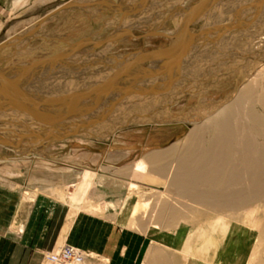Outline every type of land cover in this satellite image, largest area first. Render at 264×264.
Segmentation results:
<instances>
[{
  "label": "rangeland",
  "instance_id": "1",
  "mask_svg": "<svg viewBox=\"0 0 264 264\" xmlns=\"http://www.w3.org/2000/svg\"><path fill=\"white\" fill-rule=\"evenodd\" d=\"M52 1L28 0L15 10H12L10 3L8 8L10 19L6 25L7 17L0 16V164L6 165L0 167V174L2 176L5 170L15 171L16 175L8 174L6 179L24 185L28 179L27 175H30L32 170L33 177L40 181V184L45 183L42 187L15 190L22 204L34 199L35 196H48L70 207L67 196L75 190L72 185L80 180L83 170L95 171L99 168L98 163L92 162L93 158L98 156L99 162L107 153H110V159L105 161L104 170H100L106 174L112 172L106 181L118 183L126 181L124 178L116 177V174H113L114 170L140 163L144 155L153 151H162L172 145H182L187 129L203 121L201 118L203 115L200 114L202 110L213 112L230 102L238 88L264 62V52L262 54L258 51L264 44V23L262 27L259 24L260 27L256 29L246 25L250 22L258 24L264 18L262 14L264 10L261 12L264 0H241L242 2L238 4L239 14L237 13L238 15L230 21H227V18L231 15L229 12L231 8H227L223 3L236 5L238 0H139L132 5L131 2L124 5L125 0H64L55 3ZM106 1L113 6L109 8L110 5ZM206 2L216 3L210 4L209 8L197 14V21L187 27L190 20L187 19L190 16L187 14L189 10ZM249 4L252 9H247ZM33 7H38L39 12L36 10L38 14L48 16L27 25L26 21L29 20L27 15L32 13L30 10ZM182 12L186 14L181 16L179 26H175L177 35L173 22ZM243 15H248L250 19L247 20L250 22L246 21L245 24L244 21L243 24H239ZM171 17L174 18L173 22ZM141 19L150 22L146 30H137L133 27ZM16 21L19 24L12 26ZM244 26L251 31L257 30L249 35L253 37L252 39H248L247 36V39L243 38L244 32L240 30L242 31ZM165 28L167 30H163ZM11 32H14L13 35H9L8 39L1 42V39ZM178 36L183 38L177 48V54L169 58L168 52L173 51L179 42ZM84 53L87 54L86 57L79 56ZM91 56H95L94 59ZM220 64H223L222 68H219ZM215 69L219 72L215 73ZM93 76L99 78V81L89 83L84 81L90 77L94 78ZM148 82L152 86L162 87H156V90L146 84ZM143 83L154 90L151 93L147 92V98L143 97L141 104L137 106L135 103L143 96L139 93ZM133 85L135 87H132ZM144 86L143 88H147ZM121 102H124L125 107H120H124L125 112L129 109L128 114L132 116H135L133 114L139 109L137 112L143 111L145 113L143 116L149 112L148 114L155 116L154 118L167 115L169 118L173 116V119L162 124L152 118L144 119L148 120L145 123L127 122L122 125L123 127L116 129L115 133L109 131L106 136L100 135L101 130L97 133V128H87L80 132L72 129L77 123L76 117L81 118L87 113L90 114L94 108L106 109L101 112L102 117H98L99 120L105 121L109 118L115 120L118 112L107 117L108 111H117ZM102 104V107H98ZM195 114L200 120L189 121ZM56 130L60 131L56 133ZM53 131L55 132L52 135L48 134L45 137V133ZM51 137L55 139L51 140ZM111 155L118 159L112 158ZM36 161L39 165H36ZM16 164L21 168L18 169ZM46 171H56L57 175L53 177L45 173ZM150 174L157 176L155 173ZM124 177L129 179V176ZM1 181L6 183L5 180ZM43 186L61 191L64 194L63 201L57 192ZM141 191L149 193L145 188ZM105 192L108 197H103V200L109 203L112 201V191L106 189ZM102 193L104 194L103 190H98L96 195ZM107 209L114 211L115 221L125 224L118 219L119 212L116 208L107 206ZM152 210L150 208L149 215ZM255 210L257 214L254 220L247 222L249 226L252 224V227H256L258 221L259 209ZM71 213L70 208L69 216ZM155 214L156 211L153 216ZM149 217L144 218L139 227H128L141 232L147 231L150 226ZM194 225L190 221L188 227L176 230L164 229L157 225L154 231L161 234L164 240L169 241L175 236L182 238L179 243L182 250L164 244L163 250L167 254L159 256L158 249H153L152 251H157V258L153 257V263L163 264L161 260L166 258L172 260V264H179L170 253L177 251L181 260L183 259L182 256L186 255L183 253V247L189 241L188 232ZM9 231L20 234L23 226L14 221ZM62 243L61 237L55 247ZM151 258L149 254L145 264H149ZM262 260L264 264V257Z\"/></svg>",
  "mask_w": 264,
  "mask_h": 264
},
{
  "label": "bare ground",
  "instance_id": "2",
  "mask_svg": "<svg viewBox=\"0 0 264 264\" xmlns=\"http://www.w3.org/2000/svg\"><path fill=\"white\" fill-rule=\"evenodd\" d=\"M27 1L28 0H12V10L13 8L15 9L24 5V3ZM138 1L139 0H125L123 2L124 5H128L131 2L132 5V3L135 4V2L137 3ZM242 1L238 0L236 5L223 3L224 5H227V8H231V11L229 9L231 15L227 18V21H230L233 17H236V15L239 14L240 11L238 10V4H240ZM215 3L216 2H206L192 7L187 13L188 15L190 14L189 17L187 16L188 18L186 17L187 19H190L187 23V27L197 21V14L209 8L208 6L210 4L214 5ZM109 5V8L113 6L111 3ZM38 7H33V9L30 10L32 13L27 15V17H29V20L26 21L27 25L35 23L42 17L48 16V14L43 13H39V15L35 16L33 13L38 11ZM247 9H252L251 4H249ZM221 10L223 11V9ZM263 10L264 8L261 12H263ZM185 14V12L180 13L178 16H176L178 18L174 22V18H170L174 23V27L179 26V23L182 21L181 16ZM92 15L97 16L94 14ZM248 15H243L244 17H241L239 24H243L244 21L245 24L246 21L250 22L247 20L250 19L247 17ZM205 16L207 18V15ZM150 17L152 18L151 15ZM149 23V20L141 19L140 22L135 23L133 27H136L137 30H146L149 28ZM262 23H264V18H262L258 24L255 22H250L246 25L256 29V27H262ZM17 24H19L18 21L13 23L12 26H17ZM259 24L261 25L258 26ZM176 27V34L178 35ZM163 30H167V28ZM168 30L170 29L168 28ZM185 31H187V29ZM250 31V28L246 27L243 28L242 31L240 30V32H244V39H247L246 36L248 39H252L253 37L249 35L253 34L252 32H256L257 30L253 29V31ZM263 31L261 30L262 33ZM13 33L14 32L7 33V35L1 39V42H4L9 38L8 36L13 35ZM182 38V36H178V44L174 47L173 51L171 50V52H168L169 58L171 56H176L177 48L179 47ZM190 42L192 41L190 40ZM260 47H257L258 51L263 54L264 44H262ZM171 53L173 55H170ZM86 55L87 54L84 53L83 55L79 56L86 57ZM79 56L77 55V57ZM165 56L166 55L164 54L163 57ZM72 57L75 58L74 56ZM93 57L95 56H91V58ZM222 65L220 64L219 68H222ZM216 69L214 72H219ZM154 80L157 81L156 79ZM46 81H43V83H46ZM84 81H88V83L89 81L96 82L99 81V78L90 77ZM131 83L134 84V81ZM138 84H140V82ZM146 84H149V82ZM146 84L143 83L142 85L147 86ZM45 85L47 86L49 84ZM149 85L152 86V84ZM153 85L155 84L153 83ZM143 86L139 91V93H141L143 96H139L140 99L135 103L137 106L141 104V99L148 95L147 92L150 91L149 93H151L152 90L158 87V85H156V87L152 86L154 89H151L150 86H147V88L145 86V88H143ZM132 87L135 86L133 85ZM45 88L47 89V87H44V89ZM129 96L128 100H130ZM123 104L124 102L119 104L117 111H108L109 114H106L107 117H109L111 114H116L118 112L115 116V120L112 118L107 119L106 115L104 117H106L107 120H99V118L102 117L101 112L104 111L105 108H94L95 112L90 111L92 113H87L81 118L76 117L77 123L72 127V129L80 132V130H85L87 128H97V133L99 130H101L100 135L102 134L103 136H106L109 134V131L110 133L112 131V133H115L114 131H116V129L127 122H129V124L133 122L145 123L148 122V120L144 119L152 118L155 122L162 124L166 122L168 123L173 119V116L169 118L167 115L166 117L160 116L158 118H154L155 116L148 114L149 112L143 116L145 113L143 111L137 112L139 109H136V113L133 114L135 116H132V114H128L129 109L125 112V105ZM129 105L131 104L129 103ZM102 106L103 104L98 107ZM120 106L124 107L121 108ZM202 111L203 112L200 111V114L203 115L201 117L203 118V121L201 120V123L198 122L199 125H195L194 127L187 129L185 133L186 137L183 139L182 145H169L170 147H166L167 149L165 150L153 151L144 155V157L140 160V163L126 167L123 166L122 168L120 167L114 170L113 174H116V177L124 178L126 181H119L120 183L113 181L108 182V180L106 181V179H108L107 176L112 175V172H110L111 174L101 173L100 170H104L103 166L106 164L105 161L110 159V153L102 156L101 160H98L99 162H97V159L99 158L98 156L93 158L92 162L95 164L98 163L99 168L95 171L87 169L83 170V175L81 176L80 180L72 185L75 188L74 192L67 196L69 198V202L71 204L70 208L72 210L70 217L78 213L79 210L84 212L86 211L87 213L90 212L93 215L103 214L107 206H110L111 208H116L118 210V219L120 221H124L128 226H134V228L139 227L142 224L143 219L147 216H150V226L147 228V231L149 232H155L154 230L157 229V225L169 230L183 229L188 227L187 225L191 221L195 225L194 227L191 226L192 228L190 227L191 230L188 232L189 241H187L183 247L184 250L187 249V251L190 253L183 251V253L186 254L185 256H182L183 264L187 262V260H190V257L198 260L199 263L197 264H262V257H264V62L261 63L254 71V74L238 88L230 102L226 103L213 112L206 111L204 109ZM197 115H199L198 112ZM193 116L194 117L190 118L189 121L195 122L200 120L197 119L196 114ZM88 121L89 124H87ZM100 124L103 127L99 126ZM57 131L60 130H56V133ZM54 132L55 131L45 133V137L48 134L52 135ZM54 139L55 138L51 137V140ZM111 156L112 158L118 159L114 155ZM36 162L35 164L39 165L38 161ZM30 172V175H27L28 179L20 188H37L45 185V183L40 184V181H37L33 177L34 172L32 170ZM45 173L53 175V177L57 175L56 171H46ZM150 173H155L157 176ZM124 176H129V179H126ZM0 186L7 187L3 184H0ZM47 186L43 187L50 188V190L57 192L63 201L64 194L61 191H57V189L54 187L51 188ZM144 188L148 190L149 193L142 192L141 189L143 190ZM11 189L19 190L15 188ZM106 189L112 191V195L110 194L111 192H109V194L112 196V201L109 203H106L103 200V197L107 196V192H105ZM98 190H103L104 194L102 193L101 195H96ZM95 195L98 197L96 198ZM96 199H98V201L95 202ZM150 208L153 210L149 215L148 212ZM255 209H259L258 221L256 220V227H252V224L250 227L247 222L254 220L257 214ZM155 211L156 214L153 216ZM153 221H155V223H153ZM19 230L21 231L22 228H19ZM18 232L19 231H17V233ZM156 255V250L150 253L152 258L150 259L149 264H154L153 257ZM161 261H163V264H172V260L170 261L166 258L162 259Z\"/></svg>",
  "mask_w": 264,
  "mask_h": 264
},
{
  "label": "crops",
  "instance_id": "3",
  "mask_svg": "<svg viewBox=\"0 0 264 264\" xmlns=\"http://www.w3.org/2000/svg\"><path fill=\"white\" fill-rule=\"evenodd\" d=\"M57 1L64 0L52 2ZM11 2L0 0V16L7 17L5 25L9 23L8 8ZM33 14L39 15L37 12ZM2 166H6L5 163L0 164ZM2 174L6 176L0 174V184L7 187L0 186V264H44V255L55 248L61 237L62 244L75 246L88 254L81 264H145L153 249H158L159 256L167 254L163 250L164 244L173 249L181 248L179 243L182 238L175 236L167 241L157 232L134 230L127 224L115 221L111 209L95 215L79 211L76 216L70 217L69 205L48 196H35L22 204L11 188L19 189L23 185L6 179L8 174L16 175V172L5 170ZM14 221L23 226L22 233L9 231ZM170 254L183 264L177 251ZM190 260L184 264L199 263L191 257Z\"/></svg>",
  "mask_w": 264,
  "mask_h": 264
},
{
  "label": "built area",
  "instance_id": "4",
  "mask_svg": "<svg viewBox=\"0 0 264 264\" xmlns=\"http://www.w3.org/2000/svg\"><path fill=\"white\" fill-rule=\"evenodd\" d=\"M88 256L81 249L66 243L55 247L44 255L45 264H81Z\"/></svg>",
  "mask_w": 264,
  "mask_h": 264
}]
</instances>
